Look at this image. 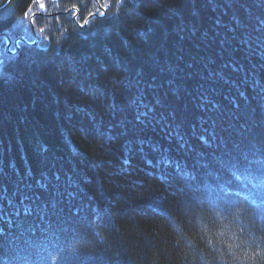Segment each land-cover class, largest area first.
<instances>
[{
    "label": "trees",
    "instance_id": "1",
    "mask_svg": "<svg viewBox=\"0 0 264 264\" xmlns=\"http://www.w3.org/2000/svg\"><path fill=\"white\" fill-rule=\"evenodd\" d=\"M7 1L0 264H264V0Z\"/></svg>",
    "mask_w": 264,
    "mask_h": 264
},
{
    "label": "water",
    "instance_id": "2",
    "mask_svg": "<svg viewBox=\"0 0 264 264\" xmlns=\"http://www.w3.org/2000/svg\"><path fill=\"white\" fill-rule=\"evenodd\" d=\"M96 1L98 2V0H96ZM100 8H102V7H100ZM102 11H103V14H104V15L99 16V17H101V18L104 17L105 14H106V10H105V9H102ZM69 12H70V11H69ZM69 12H68V13H69ZM35 15H37V14H34V15L31 17V24H32V22H33V18H34ZM78 16H79V12H77L76 15L74 16V21H75L76 25L79 26L82 30H86V29H87L88 20H89L90 18H97V17H98L97 14H93V15H91V16L87 19V21L85 22V25H81V24H79V23L77 22V18H78ZM32 29L34 30V26H33V24H32ZM0 35H1V36H5V37L8 38V44H7V47H6V51H7L8 53H10V54H15L17 51H16V52H12V51H10L12 41H11V39L9 38L8 33L4 32L3 34H0ZM20 41H22V42H24V43H27L28 45L33 46V45H37V43L39 42V38H38V36H36V41H35V42H32V43L27 42V41H25L24 39L20 38V39H18V40H16V41L14 42V46L17 47V46H18V42H20Z\"/></svg>",
    "mask_w": 264,
    "mask_h": 264
},
{
    "label": "rangeland",
    "instance_id": "3",
    "mask_svg": "<svg viewBox=\"0 0 264 264\" xmlns=\"http://www.w3.org/2000/svg\"><path fill=\"white\" fill-rule=\"evenodd\" d=\"M8 1L6 3H4L5 4L4 7L6 8L5 9L6 15L11 14L21 0H10L9 2ZM0 34H3V33H0Z\"/></svg>",
    "mask_w": 264,
    "mask_h": 264
},
{
    "label": "flooded vegetation",
    "instance_id": "4",
    "mask_svg": "<svg viewBox=\"0 0 264 264\" xmlns=\"http://www.w3.org/2000/svg\"><path fill=\"white\" fill-rule=\"evenodd\" d=\"M36 3L37 4H39V8H38V10L35 12V13H38V15H40L41 13H43L44 15H48V12H47V10H46V8L44 7V4H43V2H41V1H39V0H36ZM41 5H43V7H41ZM35 17H40V16H35ZM23 44V43H22ZM12 47H13V45H12ZM19 51H20V48H19ZM18 51V52H19ZM17 52V53H18Z\"/></svg>",
    "mask_w": 264,
    "mask_h": 264
},
{
    "label": "bare ground",
    "instance_id": "5",
    "mask_svg": "<svg viewBox=\"0 0 264 264\" xmlns=\"http://www.w3.org/2000/svg\"><path fill=\"white\" fill-rule=\"evenodd\" d=\"M35 16H36V15H35ZM35 16H34V17H35ZM44 16H45V15H44ZM33 19H34V18H33ZM33 25H34V24H33ZM8 35H9V34H8ZM38 38H39V37H38ZM14 39H15V38H14Z\"/></svg>",
    "mask_w": 264,
    "mask_h": 264
},
{
    "label": "snow or ice",
    "instance_id": "6",
    "mask_svg": "<svg viewBox=\"0 0 264 264\" xmlns=\"http://www.w3.org/2000/svg\"><path fill=\"white\" fill-rule=\"evenodd\" d=\"M41 7H43V5H41Z\"/></svg>",
    "mask_w": 264,
    "mask_h": 264
}]
</instances>
